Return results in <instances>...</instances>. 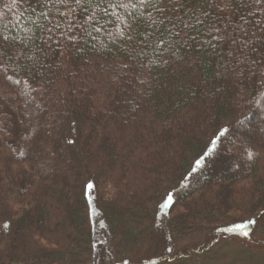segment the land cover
Returning <instances> with one entry per match:
<instances>
[{
	"label": "trees",
	"instance_id": "obj_1",
	"mask_svg": "<svg viewBox=\"0 0 264 264\" xmlns=\"http://www.w3.org/2000/svg\"><path fill=\"white\" fill-rule=\"evenodd\" d=\"M10 2L11 34L23 12L40 35L36 0ZM256 8L187 4L220 25ZM118 11L111 36L36 40L40 65L0 57V264L184 263L230 233L264 248V45L233 70L177 27L186 46L161 54L139 9Z\"/></svg>",
	"mask_w": 264,
	"mask_h": 264
},
{
	"label": "snow or ice",
	"instance_id": "obj_2",
	"mask_svg": "<svg viewBox=\"0 0 264 264\" xmlns=\"http://www.w3.org/2000/svg\"><path fill=\"white\" fill-rule=\"evenodd\" d=\"M24 3L25 0H11L4 5V8L11 10ZM189 3H194V0H184L183 3L181 0H168L167 5L165 0H127V2L125 0H36V7H32L31 4L28 7L31 8L32 15L37 17L32 23L40 35L23 27L20 23L24 18L21 12L16 22L26 34L25 36L11 34L7 23L3 21L5 13L0 10V57L8 58V52L5 49L11 44L14 48L17 46L23 48V51L18 49L12 54L20 67L27 69L28 64L40 65L41 57L45 53L44 49L36 44V40L42 41L45 45L51 41L59 47L61 40L70 41L75 46L78 41L92 36L93 32L111 36L108 25L117 24L119 27V24H128V19L118 9L138 8L139 17L146 20L148 24L147 35H155V42L165 46L162 51L157 49L161 51V54L171 52L174 55L173 49L177 45L186 46L183 41L175 39L179 37L180 31L175 33L172 31L173 28L179 27L180 30L189 32V39L196 40L199 36L202 41L201 48L211 49L213 53L220 56V63L224 68L231 67L235 70L246 60L250 66L256 64L247 54L256 52L259 45H264V9L259 7L264 4V0H248L247 5L244 0H239L241 6L256 5V10L241 15L239 22L235 24L231 18H228L229 23L224 25L218 24V18L212 17L211 13L197 14L192 11L189 14L187 9ZM177 11L181 12L180 16L173 15ZM230 26L232 31L228 32ZM192 32H196V35H191ZM119 34H124L122 29ZM225 41L229 44L228 60L223 59ZM234 52L237 56L235 64L231 60ZM21 60L24 61L22 65H20ZM242 73L241 68L239 74ZM15 83L19 84L20 81L17 80ZM25 95L30 93L25 92ZM69 142L74 143V141Z\"/></svg>",
	"mask_w": 264,
	"mask_h": 264
},
{
	"label": "rangeland",
	"instance_id": "obj_3",
	"mask_svg": "<svg viewBox=\"0 0 264 264\" xmlns=\"http://www.w3.org/2000/svg\"><path fill=\"white\" fill-rule=\"evenodd\" d=\"M252 122L254 121L248 123L247 126L252 125ZM242 228L248 233L244 227ZM191 241L192 237H189L185 239L183 243L187 245L191 243ZM252 244L253 243H250V241H244L238 236H233L230 233L225 235L221 240H218V242L204 253V255L198 256L184 263L174 262L164 264H264V248H257ZM135 264L139 263L136 262Z\"/></svg>",
	"mask_w": 264,
	"mask_h": 264
}]
</instances>
